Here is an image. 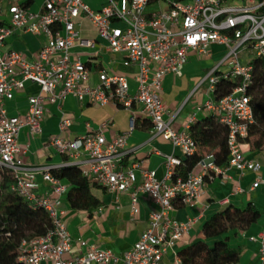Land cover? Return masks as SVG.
<instances>
[{"label":"built area","instance_id":"obj_1","mask_svg":"<svg viewBox=\"0 0 264 264\" xmlns=\"http://www.w3.org/2000/svg\"><path fill=\"white\" fill-rule=\"evenodd\" d=\"M25 0H0V167L13 179L11 191L49 217L51 229L43 236L22 241L18 261L22 264H161L168 249L191 227L192 221L178 222L170 213L177 204L199 198L205 178L224 176L227 169L239 174L258 172L261 164L246 159L241 149L248 126L253 123L247 87L253 77V61L264 59V0H106L92 10L84 0H44L37 11H30ZM157 10L147 12L149 6ZM81 20L88 21L110 51L123 55L121 65L134 69L131 75L135 91L130 92L126 74L98 70V84L91 86L89 70L75 48L91 49L94 43L80 35ZM15 31L45 37V44L35 59L6 47V39ZM212 44L225 49L223 58L198 82L207 83L211 96L197 109L215 115L227 129L226 167H217L213 156L199 161L186 178L174 177L181 159L165 155V174L161 180L154 170L143 168V161L124 165L134 152L127 148V134L106 140L103 131L108 122L95 130L86 125V133L73 140L49 139V145L67 160L62 164L30 166L19 156L24 153L18 143L23 128L31 134L40 132L47 104L61 107L66 96L85 99L96 106L113 104L131 113L129 128L137 118L151 124L149 140L159 138L178 150L182 157L196 152L188 126L176 131L172 118L165 119L161 100L162 82L168 74H178L187 63L188 53L210 57ZM220 79L237 80L238 86L229 94L213 98ZM27 84L38 87L37 94L26 97L27 109L22 116H10L5 103ZM138 107V109H135ZM70 121L62 117L59 131L64 132ZM62 166H75L91 184L115 195L126 194L130 214L138 213V197L146 195L158 207L149 214L148 228L137 242L122 255L109 250L89 247L80 256L65 259L71 250V236L58 209L67 187L52 175ZM136 172L140 174L137 183ZM49 187L42 195L36 193L38 178ZM258 179L252 188H256ZM258 243V264H264V231L250 236ZM179 262V261H178Z\"/></svg>","mask_w":264,"mask_h":264},{"label":"crops","instance_id":"obj_2","mask_svg":"<svg viewBox=\"0 0 264 264\" xmlns=\"http://www.w3.org/2000/svg\"><path fill=\"white\" fill-rule=\"evenodd\" d=\"M44 0H25L24 3L30 11H37ZM248 0H236V3H245ZM94 11H98L106 0H84ZM79 26L80 35L94 43L91 49L75 48L73 54L85 64L89 70L88 84H98L97 73L100 69L108 72L126 74L129 80L130 92L135 91V83L131 78L134 69H125L121 65L122 54L110 51L106 42L101 40L86 20H81ZM6 47L21 53L26 60L32 62L40 49L45 44V37L15 31L5 41ZM222 46L212 44L210 53ZM224 56V53L215 58L200 57L194 52L188 53V60L178 74H168L162 82L161 100L164 104V118H172V126L176 131H182L192 119L193 124L202 120L207 114L198 112V108L211 96L207 92L204 83L196 88L199 80ZM206 88V89H205ZM38 87L27 84L24 90L14 94L12 100L5 103L8 115L22 116L26 112L28 95L37 94ZM135 109H138L136 107ZM131 113L113 104L96 106L75 97H65L61 107L47 104L41 120L40 132L31 134L27 128H23L18 137V143L23 147L24 153L19 158L27 165L38 166L46 164H62L67 159L56 152L50 146L49 139L57 137L61 140H73L86 133V125L95 130L103 122H108L103 131L106 140L126 133L127 148L135 149L130 154L124 165L129 166L132 162L143 161V168L154 170L156 178L161 180L165 174L163 158L165 155H173L182 158L180 152L174 149L168 142L159 138L150 139L151 124L144 118L134 121L133 129L129 128ZM64 117L70 121V126L62 133L59 131V121ZM189 125V126H190ZM243 156L249 160H255L261 164L258 172H245L239 174L234 169H227L224 176L215 175L205 178L199 198L187 204H177L170 213L178 222L192 221L191 227L178 240L172 249H168L161 264H179L176 252L182 248L203 241L202 225L214 214L222 211L226 205H232L238 209H244L248 203H252L260 213L259 219L244 231H238L231 236L230 243L239 250V261L237 264H258V243L251 242L248 237L256 236L264 231V182L259 183L256 188L252 185L261 179L264 181V150H250L247 144H242ZM137 183L140 174L136 172ZM38 189L36 193L44 194L49 190L40 179L37 180ZM60 199L58 209L63 212V221L71 236V250L64 255L65 259L80 256L89 247L109 250L116 256L122 255L130 249L139 239L142 232L148 228L149 214L158 210L146 195L138 197V213L133 217L129 210V199L126 194L115 195L95 186L91 187V194L98 200L99 206L87 210L71 208L66 200L70 185ZM207 243H211L207 241ZM97 264V263H95Z\"/></svg>","mask_w":264,"mask_h":264},{"label":"trees","instance_id":"obj_3","mask_svg":"<svg viewBox=\"0 0 264 264\" xmlns=\"http://www.w3.org/2000/svg\"><path fill=\"white\" fill-rule=\"evenodd\" d=\"M253 77L247 87L253 123L248 126L242 144L250 150H264V59L253 61ZM239 82L220 79L213 92L219 99L231 93ZM189 133L196 144V152L181 158L174 169V177L186 178L196 164L207 155L213 156L214 164L224 168L228 162L226 146L227 129L215 115L207 114L202 120L189 126ZM53 177L67 182L70 189L66 200L73 209L90 212L99 206L91 194L90 183L75 166H62L52 171ZM13 179L10 172L0 167V264H22L18 255L22 241L45 235L51 224L48 215L39 207H33L11 191ZM260 217L252 203L244 209L232 205L214 214L202 225L204 240L176 252L179 264H237L239 250L229 241L238 231H244ZM210 241L211 243H207Z\"/></svg>","mask_w":264,"mask_h":264},{"label":"rangeland","instance_id":"obj_4","mask_svg":"<svg viewBox=\"0 0 264 264\" xmlns=\"http://www.w3.org/2000/svg\"><path fill=\"white\" fill-rule=\"evenodd\" d=\"M156 10H157V6H155V5L149 6L146 9L147 12H153V11H156ZM223 53H225V49L223 47L219 48L218 50H215V51L211 52L212 56H214L215 58L221 56ZM206 85H207V83H206Z\"/></svg>","mask_w":264,"mask_h":264}]
</instances>
